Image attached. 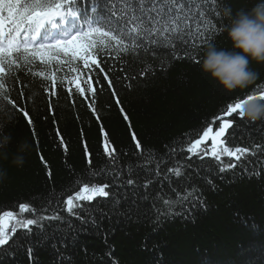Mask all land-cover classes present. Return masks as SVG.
Listing matches in <instances>:
<instances>
[{"label": "trees", "instance_id": "trees-1", "mask_svg": "<svg viewBox=\"0 0 264 264\" xmlns=\"http://www.w3.org/2000/svg\"><path fill=\"white\" fill-rule=\"evenodd\" d=\"M103 3L91 0L97 11L89 19L102 14ZM253 3L193 0L189 18L175 26L183 36L168 37L163 46L146 41L136 48L134 42H126V53L102 48L97 60L104 72L92 73L100 79L99 85L93 81L95 95L86 92L82 97L74 84L67 83L77 74L84 78L82 62L79 73L67 66L45 69L35 61L21 63L11 70L14 79L6 68L0 80L16 104L0 112V129L11 135L12 151L25 139L32 147L22 168L3 162L8 179L0 183V219L12 212L8 228L18 231L10 246L0 248V264H264V156H246L247 163L221 172L233 162L226 155L221 164L208 157L188 159L187 152L208 127L218 131L223 119L229 118L228 106L264 92V64L253 62L258 79L234 91L224 89L201 68L209 45L232 47L223 9L230 6L236 11ZM113 4L123 8V0ZM78 11L85 16L89 8ZM197 12L202 15L196 16ZM201 21L209 22L206 31ZM101 26L107 30V25ZM129 27L136 30L135 25ZM40 71L45 77L38 75ZM52 71L57 74L55 88L46 79ZM105 135L115 149L112 157L104 150ZM221 140V146L230 150L247 147L256 153L257 146L264 145V119L237 118ZM209 143L205 142L207 147ZM160 161L168 169L179 167L187 183L173 184L175 194L168 181L155 187L149 183L152 198H137L138 210L131 208V196L114 208L120 199L116 195L120 190L111 186L115 173L145 183L151 177L145 176L142 166L154 169ZM168 175L176 178L174 172ZM105 183L110 185V197L82 203L84 211L78 213L84 219L95 217L99 227L82 225L67 212V198L85 184ZM197 192L201 199L190 208ZM21 204L27 207L21 210ZM57 215L59 221L45 219L30 231L16 223ZM69 222L74 226L70 233ZM65 236L67 248L60 246Z\"/></svg>", "mask_w": 264, "mask_h": 264}, {"label": "snow or ice", "instance_id": "snow-or-ice-1", "mask_svg": "<svg viewBox=\"0 0 264 264\" xmlns=\"http://www.w3.org/2000/svg\"><path fill=\"white\" fill-rule=\"evenodd\" d=\"M192 3L193 0H123L121 9L119 5L113 4V0H104L102 14H98L95 19H89L91 13L97 11L91 6V0H0V77L5 75L7 68L9 70L7 75L14 79L11 71L14 66L21 65V63L30 65L33 61L36 62L37 67L43 65L45 69H48L51 65L52 69H56L57 65L60 68L67 66L71 72L79 73L80 62H82V67L86 70L84 78L82 79L81 75L77 74L67 83L74 84V91L82 97L86 92L95 95L97 88L93 87V81L99 85L100 79L92 73L93 69L104 72V68L99 66L97 60V55L100 54L102 48L105 51L119 50L121 53H126L129 51L126 42H134L136 48H140L146 41L163 46L168 37L176 39L178 35H184L183 30L178 33L175 26L189 18L188 13L191 12L189 6ZM211 3L216 4L217 0H211ZM85 6L89 8V13L80 16L78 9ZM117 13H119L118 16ZM195 15L201 16L202 13L197 12ZM216 16H219L218 12ZM201 23L204 24L206 31L209 22L201 21ZM101 25H107V30ZM129 25H135L136 30L131 29ZM187 30L191 31L190 28ZM73 62H76L77 66L73 67ZM38 75L45 77V72L40 71ZM141 75L146 76L147 73ZM46 79L51 82L52 88L57 86L56 71H52ZM108 85L112 86L111 80L108 81ZM10 91L5 90V81L0 80V112H4L8 105L15 107L16 101L11 99ZM68 91L72 92L73 89L69 88ZM253 98L264 99V92H260L258 96H248V100ZM7 114L9 119L13 118L12 113ZM23 115L29 117V112L23 111ZM226 115L229 118L223 119V123L220 124L215 134H212L213 129L208 127L199 139L190 144L187 148L188 159L195 156L203 160L208 157L222 164V157L226 155L233 162L221 168L220 171L223 172L234 169L241 163H247L246 156H264V145H258L256 153L251 152L247 147L230 150L221 146L224 144L221 137H225L226 130L233 127V121L244 117L243 104L236 103L234 106H228ZM28 123H32L30 118ZM209 138L212 142L211 149L205 144ZM104 139L105 153L112 157L115 149L111 148L107 142V135ZM137 148H140L139 142H137ZM142 170L146 177H151V180L140 183L138 179H124L119 176L118 172L115 173L111 186L120 190L116 194L120 196V199L116 200L114 208H119L120 203L127 201L131 196V208L138 210L137 198L141 201H148L152 198L153 189L148 187L149 183L155 187L157 184L168 181V187L173 194L176 192V188L172 187L173 184L187 183L179 167L168 169L164 161L157 163L154 169L147 165L142 166ZM172 172L175 173V179L168 175ZM117 180L119 183L116 182ZM109 188L110 185L107 183L100 186L85 184L75 195L67 198V212L79 219L82 225L91 224L99 227L95 217L84 219L78 213L84 211L82 203L90 204L97 198H109L110 191L107 190ZM200 199V193L197 192L196 199L191 202L190 208L197 207ZM181 200L183 201V197ZM26 207L27 205H20L21 210ZM120 214L123 215V213ZM101 215L105 214L101 213ZM4 216L12 219L13 213L5 212ZM45 219L59 221L60 216L37 217L26 221L17 220L16 223L19 229L30 231L32 227L41 225ZM2 225L3 221L0 219V248L10 246L18 231L17 228L5 229ZM73 230L74 226L69 222L67 231L70 233ZM10 232L12 235L9 234ZM67 239L66 236L61 238V247L67 248ZM72 240L74 243L75 237H72ZM53 246L56 247V245ZM28 253L31 257V248L28 249Z\"/></svg>", "mask_w": 264, "mask_h": 264}, {"label": "clouds", "instance_id": "clouds-1", "mask_svg": "<svg viewBox=\"0 0 264 264\" xmlns=\"http://www.w3.org/2000/svg\"><path fill=\"white\" fill-rule=\"evenodd\" d=\"M223 15L228 20L224 30L232 47L209 45L201 68L228 91L245 89L258 79L252 63L264 64V0H255L250 7L236 11L225 7ZM243 116L253 122L264 119V99H249L243 105ZM11 141V135L0 129V183L8 179V168L3 162L22 168L32 147L25 139L12 151Z\"/></svg>", "mask_w": 264, "mask_h": 264}, {"label": "rangeland", "instance_id": "rangeland-1", "mask_svg": "<svg viewBox=\"0 0 264 264\" xmlns=\"http://www.w3.org/2000/svg\"><path fill=\"white\" fill-rule=\"evenodd\" d=\"M214 132H215V131H213L212 134H215ZM200 137H201V136H200ZM200 137H199V138H200ZM199 138H198V139H199ZM208 140L211 141L210 138H209ZM208 140H207V141H208ZM205 142H206V141H205ZM211 147H212V144H209V147H208V148H211ZM1 219H2V221H3V225H2V226H3L5 229H8L9 218H8V217H5V216L3 215V216L1 217Z\"/></svg>", "mask_w": 264, "mask_h": 264}, {"label": "water", "instance_id": "water-1", "mask_svg": "<svg viewBox=\"0 0 264 264\" xmlns=\"http://www.w3.org/2000/svg\"><path fill=\"white\" fill-rule=\"evenodd\" d=\"M259 94H257V95H254V96H258ZM247 101H248V97L247 98H245V99H243L242 101H240L239 103H242L243 105L245 104V103H247ZM239 111V110H238Z\"/></svg>", "mask_w": 264, "mask_h": 264}]
</instances>
